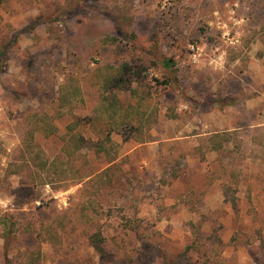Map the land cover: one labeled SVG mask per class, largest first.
<instances>
[{"label":"rangeland","instance_id":"1","mask_svg":"<svg viewBox=\"0 0 264 264\" xmlns=\"http://www.w3.org/2000/svg\"><path fill=\"white\" fill-rule=\"evenodd\" d=\"M1 47L0 264H27L38 245L40 264H264V0H0ZM163 55L174 71L152 65ZM123 60L152 65L134 83L158 109L145 141L113 133L114 163L82 148L64 179L41 183L33 167L5 177L28 114L53 113L65 75L83 88L76 113L92 116L93 69ZM165 75L168 86L155 80ZM69 120L36 135L47 157ZM222 130L239 148L208 151L206 136ZM6 213L23 226L9 237ZM49 229L60 238L38 244Z\"/></svg>","mask_w":264,"mask_h":264},{"label":"trees","instance_id":"2","mask_svg":"<svg viewBox=\"0 0 264 264\" xmlns=\"http://www.w3.org/2000/svg\"><path fill=\"white\" fill-rule=\"evenodd\" d=\"M118 40V37L114 35L105 36L102 39L104 43H114ZM3 51L4 47H1L0 56ZM139 61L123 60L95 66L92 75L98 89V102L92 116H80L76 113V110L84 104L83 88L77 76L65 75L56 89L53 113L34 111L28 114L20 153L16 159L18 165L13 169L7 167L5 177L33 167L43 173L42 176H39L41 183L51 181L49 177L52 175L64 179L67 173L73 169L70 164L68 166V163L80 155L82 148L92 149L94 154L103 157L107 164L114 163L117 158V150H114L116 144L111 137L113 133L119 134L123 141L130 139L145 141L143 135L147 130H150L156 121L158 109L152 108L149 104H144L145 98L138 94L137 85L134 83L145 77L152 65L154 67L160 65L168 72L174 71L175 60L172 56L163 55L161 58L151 60L152 65L146 64L145 60ZM155 80L163 86H168L171 83V79L166 75L162 79L155 78ZM120 93L128 94L137 100L135 103H125L121 100ZM65 117L70 118V120L65 124L64 132L60 135L61 151L54 158H49L36 142V135L50 136L56 134L58 126L54 120ZM90 126L96 128L95 135L97 136L95 139L87 137L83 133L84 129ZM205 140V147L208 151L222 152L230 143L236 149L239 148V139L235 137L233 132L227 130L214 131L208 134ZM2 180L0 177V185H3ZM2 220L7 229L5 236L19 227L23 229L19 218H14L11 214H3ZM25 228L29 230L28 223ZM46 231L47 234L41 231L36 232L38 244L47 240L53 243L60 238L57 231L53 229ZM90 240L97 246L96 244L102 243L105 239L100 231H96L90 236ZM41 254L38 245L36 249L29 251L26 263L40 264Z\"/></svg>","mask_w":264,"mask_h":264}]
</instances>
